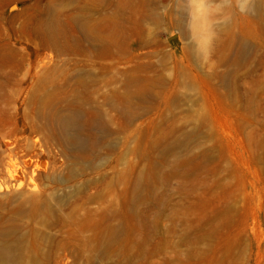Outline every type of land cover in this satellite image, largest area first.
<instances>
[{"label":"rangeland","instance_id":"rangeland-1","mask_svg":"<svg viewBox=\"0 0 264 264\" xmlns=\"http://www.w3.org/2000/svg\"><path fill=\"white\" fill-rule=\"evenodd\" d=\"M144 2L160 23L145 22L143 35ZM240 9L238 0H0V159L12 153L23 179L17 189L21 180L8 178L0 192V221L46 242V264H264V0ZM115 11L129 29L115 54L82 40L76 16L106 35L102 19ZM45 21L56 47L42 39ZM132 74L164 82L161 94L133 112L120 101L113 110L106 96L118 100ZM67 115L96 148L79 160L57 122ZM139 169L149 205L127 213L120 192ZM30 181L45 199L39 209L50 208L45 225L30 214ZM119 216V250H81Z\"/></svg>","mask_w":264,"mask_h":264},{"label":"bare ground","instance_id":"bare-ground-1","mask_svg":"<svg viewBox=\"0 0 264 264\" xmlns=\"http://www.w3.org/2000/svg\"><path fill=\"white\" fill-rule=\"evenodd\" d=\"M115 1V0H113ZM118 1V0H117ZM126 2V1H122ZM132 2V1H131ZM53 3V2H52ZM110 3V2H109ZM114 4V3H113ZM36 5V4H35ZM56 6V5H55ZM83 6V5H82ZM151 3L144 2L143 3V13L141 16V19L138 21V27H140L141 33L145 32V22L148 20L153 21V23L158 24L160 23L158 18H156L157 13L153 12L152 9H150ZM49 8V7H48ZM38 9V7H37ZM44 9V8H43ZM51 10V9H50ZM89 10V9H88ZM104 11V10H103ZM142 11V10H141ZM58 12V11H57ZM66 12V11H65ZM49 13V12H48ZM53 13V12H52ZM106 13V12H105ZM83 14V13H82ZM257 14V13H256ZM54 15V14H53ZM85 15V14H84ZM259 15V14H258ZM126 16V15H125ZM51 18V17H50ZM247 19V18H246ZM47 20V19H46ZM103 22L106 24V26L110 27L111 32L107 33L106 35L99 33L96 30L97 25H93V20L89 17H81L76 16L74 19V22L78 26L79 31L82 35V40L89 43L92 47H95V49H98L99 51L105 50L110 52L111 54H115V50H119L123 44L128 39V32L129 29L126 27V19L122 18L121 13L119 11H115L110 16H107L105 19H102ZM129 20V19H128ZM248 20V19H247ZM251 20V19H250ZM252 21V20H251ZM54 23H51V21H45L43 28L45 29L42 39L44 42H47L51 44L52 46L56 47L58 45V35L53 27ZM180 24L177 22V25ZM248 25V24H247ZM131 26V25H130ZM128 26V27H130ZM256 26V25H255ZM103 29V28H102ZM256 30V29H255ZM76 31V30H75ZM147 31V30H146ZM16 32V31H15ZM59 33V32H58ZM66 36V35H65ZM67 37V36H66ZM144 37V36H143ZM64 38V37H63ZM69 38V37H68ZM21 39V38H20ZM70 40H72L70 38ZM79 40V39H78ZM66 41V40H64ZM67 45V43H66ZM143 46H151L152 42L149 40H143L142 41ZM40 46V45H39ZM72 48V47H71ZM127 51V50H126ZM51 52H53L51 50ZM51 54V53H50ZM49 54V55H50ZM102 54V53H101ZM48 55V54H47ZM48 55V56H49ZM52 55V54H51ZM50 55V56H51ZM68 55V54H67ZM90 55V54H89ZM93 56V55H92ZM79 57V56H78ZM46 58H43V60L46 61ZM51 58H54L53 56ZM72 58V56H71ZM76 58V57H75ZM50 59V58H49ZM42 60V61H43ZM51 60V59H50ZM54 60V59H53ZM43 61V62H45ZM74 61V60H73ZM78 62V61H77ZM46 63V62H45ZM86 66V65H85ZM79 68V67H78ZM89 69V68H88ZM137 69V68H136ZM81 70V69H80ZM91 70V68H90ZM139 70V69H138ZM143 70V69H142ZM145 70V69H144ZM83 70L80 72L82 73ZM86 72V71H85ZM141 72V70H140ZM247 72V71H246ZM250 72V71H249ZM84 73V72H83ZM90 73V72H89ZM125 74V73H124ZM49 75V73L47 74ZM80 75V74H79ZM140 75V74H139ZM78 76V75H77ZM94 76V75H93ZM125 76V75H124ZM141 76V75H140ZM151 77V76H149ZM158 77V76H157ZM80 78H82L80 76ZM102 78V77H100ZM156 78V77H155ZM76 79V78H75ZM86 79V78H85ZM103 79V78H102ZM154 79V78H153ZM91 80V79H90ZM74 81V80H73ZM89 81V80H88ZM72 82V81H71ZM103 82V81H102ZM97 84V82H86V81H80L78 84L85 87V88H92L94 87V84ZM164 83V82H163ZM161 80H152L148 77H139L136 74L129 75L128 81L125 84V93L120 94V96L114 95V98H118V100H113V97L110 95H107L106 100L109 101V105L113 110H119V101L122 102L128 111H134L135 108H137L138 105H140L143 102L146 101H153L154 99L158 98V95L160 93V87L163 85ZM101 84V83H100ZM104 84V83H103ZM104 86V85H103ZM108 87V85H107ZM73 88V87H72ZM102 88V87H101ZM164 88V87H163ZM92 90V89H91ZM114 90V89H113ZM117 90V89H116ZM86 91V90H85ZM89 91V90H88ZM94 92V91H93ZM110 92V91H109ZM118 92V91H117ZM116 93V92H115ZM161 94V93H160ZM96 95V94H93ZM12 96V95H11ZM110 96V97H109ZM160 97V96H159ZM115 98V99H116ZM8 99V98H7ZM11 99V98H10ZM170 99V98H169ZM173 99V98H172ZM175 99V98H174ZM96 100V99H95ZM166 100V99H165ZM158 101V100H157ZM174 101V100H173ZM166 102V101H165ZM167 104V103H166ZM121 107V106H120ZM127 111V112H128ZM56 112V111H55ZM94 113L97 115L102 114V110L98 107L95 108ZM139 113V111H138ZM55 114V113H54ZM42 115V114H41ZM56 117V115H55ZM138 115L137 113H132L129 116V122L132 123L137 119ZM115 120V119H114ZM113 121V120H112ZM118 121V120H117ZM123 121V119H122ZM57 122L59 123L60 131L65 139L69 142L71 145L70 147L73 149V159L79 160L82 159V156L85 153H91L94 152L96 148L90 147L89 150L86 147L85 143L83 142L81 135L78 132L77 128V119L73 115H67V116H58ZM119 122V121H118ZM127 126V125H126ZM193 136V135H192ZM191 137V136H190ZM147 138V137H146ZM148 139V138H147ZM146 139V140H147ZM139 141V140H138ZM185 141V140H184ZM190 141V140H189ZM67 142V143H68ZM141 142V141H140ZM139 142V144H140ZM176 142V141H175ZM178 142V141H177ZM147 143V142H146ZM152 143V141H151ZM180 143V141H179ZM178 143V144H179ZM149 144V143H148ZM142 145V144H141ZM140 145V147H141ZM144 145V144H143ZM154 145V144H153ZM182 146V145H181ZM11 147L10 142H6V148L9 150ZM152 148V147H151ZM171 148V147H170ZM182 148V147H181ZM142 149V147H141ZM139 149L140 151L136 152V154L139 155L140 158H144L145 154L143 151ZM148 149V148H147ZM157 150V149H156ZM171 150V149H169ZM153 151V150H152ZM173 151V150H172ZM9 152V151H8ZM145 152V151H144ZM164 152V150H163ZM153 153V152H152ZM127 154V153H126ZM163 154V153H162ZM157 155V154H156ZM168 155H170L168 153ZM178 155V154H177ZM137 156V155H136ZM154 156V155H153ZM69 157V156H68ZM138 157V156H137ZM167 157V156H166ZM183 157V156H181ZM7 158L9 160H1L0 159V168L2 170L3 179L5 180L3 185H0V192L3 191V188H8L6 184L8 183V178L11 181L21 180L19 184L15 185L12 183L13 187H17V189H20L23 185L22 178L17 175V159L12 153H9ZM148 159H151L150 155L148 156ZM154 159V158H153ZM157 159V157H156ZM167 160V159H165ZM156 161V160H155ZM183 162V160H182ZM155 163V162H154ZM181 163V162H180ZM184 163V162H183ZM86 164V163H85ZM148 165V164H147ZM25 166L29 168L31 166V163L27 161L25 163ZM141 168V167H140ZM156 170V169H155ZM137 171V170H136ZM26 172V171H25ZM77 172V171H76ZM81 172V171H80ZM33 173V172H32ZM31 173V175H32ZM155 175V174H154ZM34 176V174L32 175ZM131 180L124 183L125 188L122 192H120L121 196V206L122 210L126 211L127 213H133L135 212V209L139 206H143L144 204L149 205V195L147 196L145 192H143V184L146 180V172L143 169H139L136 174L133 176ZM156 177V176H155ZM124 179L120 178L117 182L120 184H123ZM157 182V181H156ZM32 184V192L37 193L39 191L38 185L34 183V181H30ZM155 183V182H154ZM157 184V183H156ZM119 185V184H118ZM123 185V186H124ZM147 186V185H146ZM156 187V186H155ZM23 188V187H22ZM154 188V187H153ZM117 192V191H116ZM41 193V192H40ZM153 194V192H151ZM157 193V192H156ZM42 194V193H41ZM81 194V193H80ZM119 194V193H118ZM23 195V194H22ZM21 195V196H22ZM30 195V194H29ZM28 195V197H29ZM50 195V194H49ZM72 195V194H71ZM20 196V197H21ZM26 196V195H25ZM47 196V195H46ZM76 196V195H75ZM24 197V195H23ZM27 197V196H26ZM27 197V198H28ZM32 197V198H31ZM154 197V196H153ZM16 198V197H14ZM26 198V199H27ZM30 199L27 201L32 202V204L35 205V208L32 209L30 212L31 215H37L41 216L42 222L44 225L46 224L47 218L49 216V206L48 204H45L43 209H39L41 206V202L44 199H38L36 198V195H31L29 197ZM24 199V198H23ZM50 199V198H49ZM20 200V199H19ZM45 200V199H44ZM67 200V199H66ZM118 200V198H117ZM25 201V202H27ZM120 201V200H119ZM158 202V201H157ZM45 203V202H44ZM50 203V202H49ZM118 203V202H117ZM52 204V203H51ZM161 204V203H160ZM1 205V204H0ZM28 206L27 204H25ZM30 205V203H29ZM53 206V205H52ZM51 206V208H52ZM104 206V205H103ZM29 207V206H28ZM34 207V206H33ZM106 207V206H105ZM17 208V207H16ZM153 208V207H152ZM6 209V208H5ZM53 209V208H52ZM55 209V208H54ZM60 209V208H59ZM138 209V208H137ZM4 210V209H2ZM88 210V209H87ZM100 210V209H99ZM117 210V209H116ZM152 210V209H151ZM161 210V209H160ZM101 211V210H100ZM12 212V211H11ZM60 212V210H59ZM22 214V212H21ZM66 214V213H65ZM79 215V214H78ZM12 216V215H11ZM17 216V215H16ZM71 216V215H70ZM141 216V215H140ZM79 217V216H78ZM120 217V224L115 225H106L100 227V232L97 234L96 238H84V248L81 249L82 251H86L87 253L93 255V254H100L101 256H105L110 252V250H119V236L122 231V221L123 219ZM14 218V217H13ZM156 218V217H155ZM158 219V218H157ZM31 221V220H30ZM49 222V221H48ZM16 223V222H15ZM10 224L6 225L4 222L0 221V264H46V260L49 258V256L52 254L51 249H46V246L44 245V242L39 241L37 238H33V240L27 241L26 235L23 233V226H18L17 224ZM126 223V222H125ZM27 225V224H26ZM25 225V226H26ZM57 226V225H56ZM68 226V225H67ZM74 227V226H72ZM41 228V227H40ZM45 228V227H44ZM74 229V228H73ZM88 229V228H87ZM27 230V229H26ZM25 230V231H26ZM39 230V229H38ZM37 230V232H38ZM50 230V229H47ZM75 230V229H74ZM36 231V230H35ZM47 232V231H46ZM51 232V231H50ZM90 232V231H89ZM92 232V231H91ZM35 233V232H34ZM39 233V232H38ZM83 232H81L82 234ZM88 233V232H87ZM86 233V234H87ZM27 234V233H26ZM68 234V232L66 233ZM36 235V234H35ZM41 235V234H40ZM84 235V233H83ZM38 236V235H37ZM36 236V237H37ZM35 237V236H34ZM89 237V236H88ZM92 237V236H91ZM30 238V237H29ZM48 238V237H47ZM42 239V238H41ZM121 240V239H120ZM133 240V239H132ZM79 241V240H78ZM48 243V242H47ZM72 243V242H71ZM127 243V242H126ZM131 243V242H130ZM141 243V242H140ZM52 245V244H51ZM80 245V244H79ZM83 245V244H82ZM81 245V246H82ZM132 245V244H130ZM139 245V244H138ZM122 246V245H121ZM79 247V246H78ZM66 248V247H65ZM81 248V247H80ZM136 248V247H135ZM144 248V247H143ZM79 249V248H78ZM121 249V248H120ZM124 249V248H122ZM128 249V248H126ZM130 249V248H129ZM122 251V250H121ZM120 251V253H121ZM145 252V251H144ZM111 253V252H110ZM119 253V252H117ZM69 254V253H68ZM133 254V253H132ZM87 255V254H86ZM99 255V256H100ZM116 255V254H115ZM119 255V254H118ZM117 255V256H118ZM100 256V257H101ZM131 256V255H130ZM82 258V257H81ZM96 258V257H94ZM103 258V257H102ZM107 258V257H105ZM98 259V258H97Z\"/></svg>","mask_w":264,"mask_h":264},{"label":"clouds","instance_id":"clouds-1","mask_svg":"<svg viewBox=\"0 0 264 264\" xmlns=\"http://www.w3.org/2000/svg\"><path fill=\"white\" fill-rule=\"evenodd\" d=\"M251 0H238V3L241 5V11H247L248 6L250 4ZM231 3V0H225V4L228 5Z\"/></svg>","mask_w":264,"mask_h":264}]
</instances>
